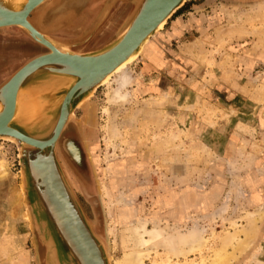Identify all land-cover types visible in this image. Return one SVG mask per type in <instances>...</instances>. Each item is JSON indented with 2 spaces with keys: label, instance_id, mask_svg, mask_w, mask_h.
I'll list each match as a JSON object with an SVG mask.
<instances>
[{
  "label": "rangeland",
  "instance_id": "1",
  "mask_svg": "<svg viewBox=\"0 0 264 264\" xmlns=\"http://www.w3.org/2000/svg\"><path fill=\"white\" fill-rule=\"evenodd\" d=\"M131 8L132 0L116 1L79 50L112 41ZM44 51L20 28L0 30V86ZM128 72V101L110 104L117 83L101 86L64 133L80 148L81 165L63 138L57 150L110 264H125L133 251L125 213L176 240L195 236V221L207 230L194 252L175 256L164 241L146 264L208 262L224 246L228 264H264V0H187ZM18 155L13 142L0 140V173L8 171L0 178V264H44ZM235 182L242 193L232 192L214 216ZM258 209L261 221L251 216Z\"/></svg>",
  "mask_w": 264,
  "mask_h": 264
},
{
  "label": "water",
  "instance_id": "2",
  "mask_svg": "<svg viewBox=\"0 0 264 264\" xmlns=\"http://www.w3.org/2000/svg\"><path fill=\"white\" fill-rule=\"evenodd\" d=\"M47 1H0V30L20 28L46 50L25 62L0 86V104L4 107L0 114V140L13 142L18 148L24 190L29 197L31 225L36 234L34 240L45 251L43 263L49 264L50 243L55 253V264H90V256L89 259L86 256L90 252L95 255L97 264H110L108 248L84 215L58 161L57 150L64 133L75 121L76 110L88 103L102 86L99 84L103 79L129 56L137 53L138 57L144 45L164 28L187 0H132L131 11L115 38L90 52L78 50L88 40L78 45L59 42L41 34L29 21L33 11ZM116 1L108 0L90 28L91 36L106 20ZM162 23L163 27H159ZM126 27L127 32L120 39ZM22 102L31 104L29 107L20 106ZM68 140L63 138V150L72 162L81 165L80 148L70 139L75 151L73 154L72 148L66 147ZM47 165L83 231L90 252L66 224L57 195L43 172ZM63 230L71 234L76 247L74 252L63 236Z\"/></svg>",
  "mask_w": 264,
  "mask_h": 264
},
{
  "label": "bare ground",
  "instance_id": "3",
  "mask_svg": "<svg viewBox=\"0 0 264 264\" xmlns=\"http://www.w3.org/2000/svg\"><path fill=\"white\" fill-rule=\"evenodd\" d=\"M0 1L1 2H8V0H0ZM28 2H29V0H27V3ZM111 2H114V0H111ZM107 3H108V1H107ZM44 4H45V2L43 4H41L37 9H39L40 7H43L42 5H44ZM37 9H35L34 11H36ZM103 10H104V8H103ZM34 11H33V13H35ZM29 21L34 25V23L32 21V15H31V18ZM163 23L159 27H163V25H164ZM34 26L41 34H43L36 27V25H34ZM93 26L94 25H92V27ZM128 27H126L124 29V31H122V33L120 34V39L125 35ZM89 31L91 32L92 29H90ZM44 35L48 36L47 34H44ZM63 53H67V52H63ZM98 55H100V54H98ZM136 57H137V53L129 56V58L125 62H123L121 65H119L113 72L108 74L103 79V81L99 84L102 86L106 85L107 87L110 88L113 83H117V88L112 90V93L109 94V96H108V98H109L108 101L110 104L125 103L126 101H128L129 93L127 92V88L132 86V82H133L132 76L128 72V65H129V63L133 62L136 59ZM30 104L31 103L22 102L20 104V106L25 105V107H26V105H27L29 107ZM16 108H18V106H16ZM3 109H4L3 105L0 104V114L2 113ZM15 114H16V111H15ZM15 114H14V117H15ZM70 142H71V140H68L67 146H66L69 149L72 148V144ZM72 149H71V151L74 154L75 153L74 148H72ZM43 172H44L45 176L47 177V180L51 184L52 190L57 195V202H58L59 208L62 210V215L66 219L67 226L70 228V230L71 229L73 230L74 236L78 240H80L82 242V244L85 246L86 250L88 252H90V250H89L90 247L86 243V240H85L86 238L83 234V231L78 226L77 220L74 217L71 209L67 205L62 193L59 192V190L57 188L56 180H55L53 173H52V171L48 165L43 168ZM7 174H8V171H7ZM7 174H6V170H4L3 172L0 173V178L6 176ZM231 188L232 189H231L230 193H228L225 205L223 207H221L220 209H218L214 216H220V215L222 216V214L225 212V210L227 208V203L229 202V200H231L233 194L240 195L242 193L240 187L237 186L236 182L233 184V187H231ZM232 192H233V194H232ZM118 202L121 204H124V205L127 204L124 200H119ZM263 213L261 211H259V209H258L255 212H251V216H254V219H256L257 221H261L263 219ZM123 215L125 217V221H126L127 225L130 226L129 228H127V231L129 233L130 239L132 240V243H133V251L130 252L129 254H127L125 262L123 261L125 264H146V260L151 255V247H156L159 243L164 242V241L167 242L170 249H172L175 252V254H176L175 256H180V255L186 256V255H188V254H190L196 250L195 249L196 245H199L203 242V235L207 231L203 228L201 229L200 228L201 224L198 225V223L195 221L194 227L198 231L197 233H195V236H191V235L186 236L185 235L186 237L180 238V239L177 238L178 240H176L175 239L176 236L170 235L169 237H165L166 231L159 225L153 224L150 227L148 222L145 220H142L140 217L136 216L135 220L131 221V218H130L131 215L129 213H125ZM202 227H205V226H202ZM253 233L249 234L250 241H252ZM62 234L68 240V242H69V244H70V246L74 252L76 247H75V243H74V240H73L71 234L67 233V234H69V235H67L64 230H63ZM249 244L238 242V246H242L243 248H247L249 246ZM235 245H236V243H235ZM238 246H236V247H238ZM48 247H49V252H48L49 255L47 256V260L49 261V264H55L56 258H55V253L53 251L52 245L49 243ZM237 249L239 250V248H237ZM244 251H245V249H244ZM226 253H227L226 252V246H224L223 248L216 251V253L213 255V257L211 258L210 261H208V262L203 261L202 263L200 262L197 264H228L230 261L229 260L230 258H229V256L226 255ZM89 254L90 255H86V256L88 257V259L90 256V264H97V259H96L95 255L91 252Z\"/></svg>",
  "mask_w": 264,
  "mask_h": 264
},
{
  "label": "crops",
  "instance_id": "4",
  "mask_svg": "<svg viewBox=\"0 0 264 264\" xmlns=\"http://www.w3.org/2000/svg\"><path fill=\"white\" fill-rule=\"evenodd\" d=\"M71 1L73 0H48L44 5H42L43 7H40L39 9L34 11L35 13L32 14V21L43 34H47L50 38L59 42L78 45L87 40L89 41L90 37L92 38L94 36H91L92 32H90L89 30L96 19L101 15L103 8L105 7L108 0H82L85 4V9L83 10V12L81 11L82 17L80 21H84V23H81L80 27L85 23V25L88 24V26L84 29L83 35L81 34V31L84 26L82 27V29H80L81 31L79 32H75V29H78L77 27H70L74 24L73 21L76 16L79 15L76 11H72V9L70 8ZM100 1H104L102 5L95 9H91V6H93V4H97ZM64 9L66 11H63ZM63 32H70V34H74L75 37L67 39L57 36L58 34H61ZM79 52L81 51L79 50ZM40 53L41 52H39V54ZM36 55H38V53H35L31 58Z\"/></svg>",
  "mask_w": 264,
  "mask_h": 264
},
{
  "label": "flooded vegetation",
  "instance_id": "5",
  "mask_svg": "<svg viewBox=\"0 0 264 264\" xmlns=\"http://www.w3.org/2000/svg\"><path fill=\"white\" fill-rule=\"evenodd\" d=\"M104 1H100V2H98L97 4H93V6H91V9L92 8H97V7H99L100 5H102V3H103ZM70 8L72 9V11H76L77 12V14H79V15H77L76 16V18L74 19V21H73V25H71L70 27L71 28H73V27H77L78 28V30L79 29H82V27L84 26V28L82 29V31H81V34L83 35L84 34V29H85V27H87L88 26V24L87 25H83V26H81L80 27V24L81 23H84V21H80V19H81V17H82V14H81V11L83 12V10L85 9V4H84V2L82 1V0H73V1H71V3H70ZM63 11H66L65 9L63 10ZM62 11V12H63ZM91 23V22H90ZM69 33V34H68ZM68 33H65V32H63V33H61V34H58L57 36H59V37H63V38H67V39H70V38H73V37H75L74 36V34H70V32H68Z\"/></svg>",
  "mask_w": 264,
  "mask_h": 264
}]
</instances>
